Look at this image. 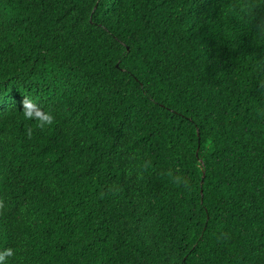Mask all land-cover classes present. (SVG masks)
Segmentation results:
<instances>
[{
  "label": "trees",
  "instance_id": "16d2710c",
  "mask_svg": "<svg viewBox=\"0 0 264 264\" xmlns=\"http://www.w3.org/2000/svg\"><path fill=\"white\" fill-rule=\"evenodd\" d=\"M0 103L3 264H264V0H0Z\"/></svg>",
  "mask_w": 264,
  "mask_h": 264
},
{
  "label": "clouds",
  "instance_id": "9594fccd",
  "mask_svg": "<svg viewBox=\"0 0 264 264\" xmlns=\"http://www.w3.org/2000/svg\"><path fill=\"white\" fill-rule=\"evenodd\" d=\"M23 114L26 119H31L33 113L31 112V109L35 107V104L30 100H23ZM0 107L2 111H4L5 107H3V104L0 103ZM35 115L39 116V123L44 124L45 122L51 124L53 122V117L50 113H40L37 112ZM9 255H11V252L9 251ZM0 264H3V258L0 257Z\"/></svg>",
  "mask_w": 264,
  "mask_h": 264
}]
</instances>
